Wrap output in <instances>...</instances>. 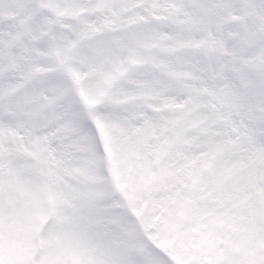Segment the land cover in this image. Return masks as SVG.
I'll use <instances>...</instances> for the list:
<instances>
[{"label":"snow or ice","instance_id":"obj_1","mask_svg":"<svg viewBox=\"0 0 264 264\" xmlns=\"http://www.w3.org/2000/svg\"><path fill=\"white\" fill-rule=\"evenodd\" d=\"M0 264H264V0H0Z\"/></svg>","mask_w":264,"mask_h":264}]
</instances>
